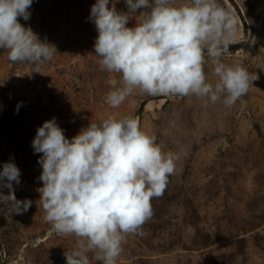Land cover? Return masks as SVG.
Segmentation results:
<instances>
[{
    "label": "rangeland",
    "instance_id": "1",
    "mask_svg": "<svg viewBox=\"0 0 264 264\" xmlns=\"http://www.w3.org/2000/svg\"><path fill=\"white\" fill-rule=\"evenodd\" d=\"M218 2L238 21L235 41L221 59L250 74L247 94L232 107L137 89L112 108L105 102L108 81H122L97 63L98 33L89 19L96 0H33L30 19L18 18L57 52L37 73L32 65L10 62L0 49V171L14 162L21 171L20 184L13 183L16 198L32 201L23 214L0 204V264H66L64 253L76 247L75 236L58 235L44 220L37 191L42 154L31 146L37 128L55 117L71 139L116 113L134 117L177 157L163 196L151 201L143 235L126 236L117 264H264V0ZM113 5L128 10L125 0H109ZM241 43L248 47L235 48ZM204 71L214 84L210 62ZM88 256L90 264H101Z\"/></svg>",
    "mask_w": 264,
    "mask_h": 264
},
{
    "label": "clouds",
    "instance_id": "2",
    "mask_svg": "<svg viewBox=\"0 0 264 264\" xmlns=\"http://www.w3.org/2000/svg\"><path fill=\"white\" fill-rule=\"evenodd\" d=\"M32 3L0 0V49L7 50L10 62L32 65L40 73L57 51L19 22V17L30 19ZM125 3L127 12L110 8L109 0H96L90 9L98 33L97 63L121 76L122 82L108 81L110 107L119 108L137 89L148 95H195L225 107L247 94L249 72L221 59L235 41L238 21L218 0ZM132 19L135 24L128 27ZM207 62L217 77L214 84L205 75ZM31 146L42 154L37 191L44 220L58 235L76 237V247L64 253L66 264H90L88 253L101 264H117L126 236L143 235L142 226L153 216L151 201L163 196L176 168L174 153L163 151L134 117L119 113L90 122L71 139L53 117L37 128ZM20 176L14 162L3 164L0 204L16 214L32 204L16 198L13 183L19 185Z\"/></svg>",
    "mask_w": 264,
    "mask_h": 264
},
{
    "label": "trees",
    "instance_id": "3",
    "mask_svg": "<svg viewBox=\"0 0 264 264\" xmlns=\"http://www.w3.org/2000/svg\"><path fill=\"white\" fill-rule=\"evenodd\" d=\"M242 44H244V47H245V48L248 47V46L246 45L247 43H241L240 45H236L235 48L240 47ZM144 103H145L144 101H142V102L140 103L139 108H138V112H139L140 109L143 107Z\"/></svg>",
    "mask_w": 264,
    "mask_h": 264
}]
</instances>
